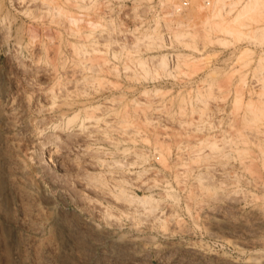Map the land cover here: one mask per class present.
I'll return each mask as SVG.
<instances>
[{"label":"rangeland","instance_id":"1","mask_svg":"<svg viewBox=\"0 0 264 264\" xmlns=\"http://www.w3.org/2000/svg\"><path fill=\"white\" fill-rule=\"evenodd\" d=\"M216 2L154 77L128 0H0V264H264V0Z\"/></svg>","mask_w":264,"mask_h":264},{"label":"built area","instance_id":"2","mask_svg":"<svg viewBox=\"0 0 264 264\" xmlns=\"http://www.w3.org/2000/svg\"><path fill=\"white\" fill-rule=\"evenodd\" d=\"M128 2L130 6L127 9L128 15L125 17L132 25H137L136 28H158L161 31L164 41L163 51L168 58V71L170 76H175L178 70V56L182 51V47L176 41L175 33L179 31V21H184L188 17L191 0L169 3L166 0H128ZM210 7L211 2L206 1L204 8L209 9ZM169 81L174 80L170 79ZM174 83L175 85H185L175 81ZM232 86H236V84ZM253 86H257V84H253Z\"/></svg>","mask_w":264,"mask_h":264},{"label":"bare ground","instance_id":"3","mask_svg":"<svg viewBox=\"0 0 264 264\" xmlns=\"http://www.w3.org/2000/svg\"><path fill=\"white\" fill-rule=\"evenodd\" d=\"M75 1H77V0H75ZM225 3V0H217V5L219 4V3ZM234 4H236V3H234ZM225 5V4H224ZM224 5H222V6H224ZM249 6V5H248ZM248 6H246V7H248ZM226 7V6H225ZM224 7V8H225ZM218 7L216 6V8L215 9H217ZM224 8L222 9V10H224ZM192 10V3H191V8H190V11ZM220 10H221V7H220ZM219 9H217V11H215V16H217L218 14H219V12H221ZM246 10V8L242 11V12H240L237 16H236V18L234 19L235 21L234 22H236V21H238L247 11H245ZM214 18V17H213ZM213 18H211L210 17V19H208L207 20V22L208 21H212L213 20ZM212 19V20H211ZM73 22H77V20L76 19H74L73 18ZM182 22V21H181ZM179 24H181V26H182V28H180L179 30L180 31H177L176 33H175V38L178 40H182V39H184L185 40V38H187V39H189V38H194L195 37V35H193L191 32H190V30H191V28H189V26H186V24H184L183 22L182 23H179ZM189 24V23H188ZM184 26V27H183ZM180 27V26H179ZM186 28V29H185ZM135 33H137V31H139V29H134L133 30ZM132 31V32H133ZM141 31V30H140ZM227 31H229V29L227 28ZM133 32V33H134ZM140 34H142V35H138L139 37H138V40L140 39V40H142V42H144V44H145V42H146V46L149 48V49H154V48H156V49H159V48H161V47H163V45H164V42H163V38H162V34H161V31L158 29V28H147L146 30L144 29V31H142ZM190 39V40H191ZM194 40V39H193ZM138 42H141V41H137V43ZM163 42V43H162ZM139 44H141V43H139ZM139 44H136L137 45V47H138V45ZM135 45V46H136ZM180 56V55H179ZM178 56V57H179ZM137 61H139L138 63H139V66H140V69L142 70V72L145 74V75H152V76H154V77H156V75L157 76H159V75H161V74H165V73H168L169 74V71H168V58H167V56H166V54H164V55H161V56H159L158 57V60H157V64L153 67V68H151V67H148L147 66V64H146V60H137ZM146 61V62H145ZM137 63V64H138ZM85 117L87 118V119H92V118H95L94 116L95 115H93V114H91L90 113V111H89V108L88 109H86V113H85ZM76 119H77V117L75 116V117H73V118H71L70 120H69V122L71 123V122H74V121H76ZM97 119V118H96ZM88 120V121H89ZM98 121H99V119H98ZM97 121V122H98ZM120 121H123V120H120ZM84 124V123H83ZM90 126L92 125V123H90L89 124ZM89 126V127H90ZM89 127H88V129H89ZM92 127V126H91ZM90 127V128H91ZM45 145H43L42 146V150H45ZM69 161H71V159L70 158H68V157H65L64 159H62V162H64V163H66V162H69ZM93 179V178H92ZM95 182L96 183H98V184H102V181H100L98 178L96 179L95 178ZM102 180V179H101ZM104 181V180H103ZM92 182H94V181H92ZM120 182H121V180H120ZM120 182H119V186H120ZM124 182V181H123ZM122 183V182H121ZM104 184H105V182H104ZM102 186H104L103 184H102ZM122 186V185H121ZM124 189V188H123ZM120 189L119 190V192H117L118 193V197H119V199L120 200H122V201H125V202H129V203H131L132 204V202L134 203L135 202V204L136 203H139V204H142V205H150V208L151 209H154L155 208V201L153 200V198H151V197H141V196H134V197H131V196H129V194L128 193H126V190L124 189ZM128 241V240H127ZM134 242V241H133ZM132 241H130L129 240V243H128V245L129 244H131V246L130 247H132V245L134 246L135 244L133 243ZM136 246V245H135ZM134 248V247H133Z\"/></svg>","mask_w":264,"mask_h":264}]
</instances>
